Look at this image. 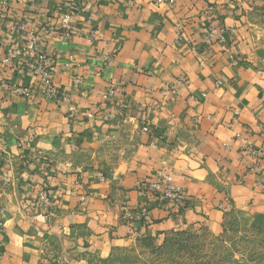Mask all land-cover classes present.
I'll use <instances>...</instances> for the list:
<instances>
[{"label":"crops","instance_id":"obj_1","mask_svg":"<svg viewBox=\"0 0 264 264\" xmlns=\"http://www.w3.org/2000/svg\"><path fill=\"white\" fill-rule=\"evenodd\" d=\"M84 1L0 0V264H103L232 214L264 228V0H86L69 36L50 30ZM30 34L68 100L29 69ZM161 173L184 207L149 191Z\"/></svg>","mask_w":264,"mask_h":264},{"label":"rangeland","instance_id":"obj_2","mask_svg":"<svg viewBox=\"0 0 264 264\" xmlns=\"http://www.w3.org/2000/svg\"><path fill=\"white\" fill-rule=\"evenodd\" d=\"M103 264H264V228L232 214L221 232L192 226L162 241L143 237L115 250Z\"/></svg>","mask_w":264,"mask_h":264},{"label":"built area","instance_id":"obj_3","mask_svg":"<svg viewBox=\"0 0 264 264\" xmlns=\"http://www.w3.org/2000/svg\"><path fill=\"white\" fill-rule=\"evenodd\" d=\"M157 4H166L174 6L177 3V0H153ZM92 4L90 1H84V3L74 2L71 4L70 10L66 12L62 17L58 25H54L50 27V30H60L63 32L65 36H69L71 31L73 30V24L75 20V16L78 12L83 9L91 8ZM220 36L222 40H225L222 33H218L216 30L210 32L207 38V43L211 44L216 36ZM39 41L40 38L37 35L30 34L28 41L25 43L23 50L29 52L31 56L37 57L36 62H29L28 67L30 70L36 72L39 76L42 77V82L44 83L43 91L51 98H62L63 100H68V95L60 92L58 86L53 81V72L55 67L50 65L49 57L46 52L39 50ZM20 49H10L8 51V57L5 61L11 62L16 59L21 54ZM69 65V64H68ZM165 93L173 91V87L167 86L165 89ZM14 92L27 95L29 93V89L27 87H16L14 88ZM114 90L111 89L109 95H113ZM75 108H70V116H74ZM91 115V114H90ZM149 130L148 126L145 125L142 127L143 132H147ZM249 151L258 159H264V150L254 149L249 146ZM2 165V157L0 155V168ZM6 186V182L0 183V190ZM147 188L153 194H156L162 200L170 202L175 207H184L188 202V196L185 189L179 185H176L173 182V178L171 175L167 173H161L148 182ZM40 201L50 203V199L48 194L45 191L40 192ZM126 215L131 218H142L147 216L148 208L143 207L141 210L137 212H132L128 208H123ZM3 227V221L1 219L0 214V228ZM50 264H57V262H52Z\"/></svg>","mask_w":264,"mask_h":264}]
</instances>
